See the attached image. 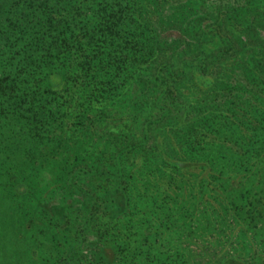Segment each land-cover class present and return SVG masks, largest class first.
<instances>
[{"label": "trees", "instance_id": "obj_1", "mask_svg": "<svg viewBox=\"0 0 264 264\" xmlns=\"http://www.w3.org/2000/svg\"><path fill=\"white\" fill-rule=\"evenodd\" d=\"M150 1L15 0L46 19L22 44L21 67L0 84V157L11 167L10 184L0 181V230L30 231L22 264H189L192 243L210 264H264V0L167 30L153 22ZM203 1L195 10L188 0L160 3L182 2L199 17ZM173 30L177 38L168 40ZM54 64L61 86L43 87L35 101L21 78L44 67V80ZM210 78L213 96L197 101L200 108L187 104L196 80ZM134 86L123 114L108 115L104 108ZM243 86L262 100L242 111L215 105ZM193 108L200 119L185 124ZM168 117V135L159 136ZM213 221L221 228L210 234ZM181 240L188 245L177 248Z\"/></svg>", "mask_w": 264, "mask_h": 264}, {"label": "rangeland", "instance_id": "obj_2", "mask_svg": "<svg viewBox=\"0 0 264 264\" xmlns=\"http://www.w3.org/2000/svg\"><path fill=\"white\" fill-rule=\"evenodd\" d=\"M201 1L202 0H188L189 3L195 4L194 7L191 8L193 10L198 8V5H200ZM14 3H15V0H0V84H5L3 79L7 78V74L11 68L14 69V68L21 67L20 64H18V57L21 58L22 56H26L24 52H22L21 50L22 44L24 43V41L26 39L28 41L30 38L35 37L37 35V30H39L41 26H44L46 24V19L43 18L42 16L43 14L42 15L39 14L38 10L36 12V9H34L31 6H28V4H25V5H22L23 7L21 11L20 10L21 6L20 5L16 6L17 4L14 5ZM181 3L179 4L169 3L167 4V6H164L162 3H160V0L150 1L148 3V8H149V11L152 13L151 16L152 18L154 17L158 18L157 21H153V22H155L157 26H159L160 28L162 26L163 28L165 27L164 28L165 30H167V28H177L176 25L179 23L176 22L177 24H175V21L182 22L184 20L183 24L190 23L191 21L193 22L196 21L197 23L198 19H203L204 13H206L204 24H207V23H210L209 21L212 19L213 14L217 12H222L223 10L231 8L232 6H235L241 3V0H204L202 3L203 8H201L199 13H197V16L199 17H196V16L192 17L194 16V14H191V12L189 11L190 7L188 8L187 7L184 8L183 6L180 7V5H182ZM25 9H26V12H23V10ZM41 12H42V9H41ZM261 36L262 38H264L263 35ZM175 38H177V32L173 30L172 32H170V35L167 37V39L172 40ZM158 39L164 41L163 34H159ZM18 51L22 53L17 54ZM33 51L30 52V58H34V56L32 55ZM14 54L16 55L15 56L16 61L9 60V58H11ZM33 68H36V67L34 66ZM43 70H44V67L37 69L35 74L29 79H24V77L21 78L22 81L28 80L29 89L32 90L31 92H35L34 93L35 97H38V98H34L35 101L40 99V96L37 94H43L45 93L44 91H47L43 87H50L52 86V84L56 86L58 85L61 86L62 84V77L60 76L62 73L60 70H58V66L54 64L51 70L47 69L46 71L47 77L44 80H39L37 72H43ZM196 81H197L196 88L198 90L194 91V93L192 92L193 98L192 100L190 99L191 102H186V103L192 106H198L200 108L204 105L205 102H197V101L208 100L207 98L209 97L211 98V96H213L214 94L215 88H213L214 84L211 82L212 78L196 80ZM39 85L41 86V88L39 87ZM234 86H236L235 81L231 85L232 90L235 89ZM140 87L141 86H137V87L134 86V90L133 91L130 90L127 93V96H124L122 99H119L118 101H116L117 103L114 106L104 108V110H106V113L110 116H114L115 111L118 109V110H121L123 114L125 107L128 105L125 99L126 100L129 98L131 99L134 96V92H136V90H138ZM239 88H240V92H242L240 93V95L236 96V94L232 93L228 99L225 98L226 96H224L223 98L224 101L223 99L218 98L215 105L220 106L222 105V102H226L231 105V107L229 105L230 110L242 111L243 108L245 109L246 107L250 105V102H255V100H260V99L262 100L263 98V96H259L258 93L252 91L249 87L243 86ZM17 89L19 91V87ZM17 94L18 92L15 93L16 101H17ZM46 97H47V94H44V96H42L41 98L42 100H45ZM193 110H194L192 112L193 116H191L189 120H185V124L190 123L193 125L195 124L197 120L200 119L196 117L198 115L200 116L202 109L199 110V109L193 108ZM17 117L19 118L18 120L24 121V117L22 116V112L20 110L17 112ZM166 119L167 118H165L164 122L160 123L159 125L161 128L158 131V133H156V134H159V136L167 137L168 135L166 126L172 125V119H170V117H168L167 121ZM183 125H184L183 122L179 123L177 126L178 130H180L183 127ZM18 128H19L18 125H15L10 135H14L15 133H17L19 131ZM107 128H109L108 125H107ZM101 130L103 131V129ZM22 133L27 134V132L25 131ZM40 135L44 138L47 137L46 134H42L41 132H40ZM24 139H25V136H23L20 139V141H23ZM59 153L61 154V152ZM60 154H58L57 156H60ZM3 158L4 156L0 157V170H3V171L6 170V171H5V175L2 172H0V181L1 180L3 182L6 181L10 184L9 177H7V173H6L8 169L11 168L10 163L6 162V160H4ZM21 168L25 172L29 171L27 164L25 166H21ZM39 174H42V173H39ZM47 177L48 176L44 175L43 173L41 176L37 178V181H40L42 186H47L46 185ZM22 178L23 180L26 181L25 176H23ZM19 180H20L19 184L24 185L23 180L21 178ZM5 202H6L5 199L0 198V207H2L3 204H5ZM151 208H152V205H149L146 211L149 212ZM15 209L16 208H12V210H15ZM2 216H3V219L1 222L3 226L4 224L8 223V217L5 214H2ZM223 219L225 220V218ZM213 223L214 221L211 223L212 227H215ZM45 224H47L46 221H45ZM195 225L196 224L192 221H189V224L186 225L190 228L193 234H194L193 228ZM49 226H52V224H48L46 228L48 229ZM219 228L221 227L217 226L214 229H210V234ZM35 234H36V230H33L32 235L35 236ZM204 234H209V232H205ZM196 235L198 236V234ZM38 236L39 238L44 239L48 235L39 234ZM29 237H30V231H26V232L23 231L21 233H16L11 236V234L7 232L6 230H3V231L0 230V264H22V260H24L22 255L25 252L22 246V242L29 239ZM83 239H85L86 241L83 242L82 249L87 250L86 247L88 248L91 245L89 241H91L92 238L90 237V235H87ZM190 240L193 241V236L190 238ZM14 241L17 242L16 245L12 244ZM181 242L182 240L178 243L177 248L179 247ZM192 244L189 245L190 256H189V261L185 259L186 263L189 262V264H210L209 255L207 253L200 252V249L195 248L194 247L195 244L193 245ZM186 245L188 244L184 243L183 246L180 245V247L184 248ZM44 249L45 248H43V250ZM203 250H204V247H203ZM45 251L46 249L44 250V252ZM194 254H196L197 257H194ZM40 259H41V255H40ZM155 259L156 257L152 258L151 261H155ZM117 261H118L117 259L114 260V263H116ZM165 262L167 263L168 261H165ZM42 264L44 263L42 262Z\"/></svg>", "mask_w": 264, "mask_h": 264}]
</instances>
